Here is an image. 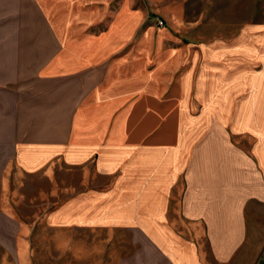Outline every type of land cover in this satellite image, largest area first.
I'll return each mask as SVG.
<instances>
[{
    "label": "crops",
    "instance_id": "1",
    "mask_svg": "<svg viewBox=\"0 0 264 264\" xmlns=\"http://www.w3.org/2000/svg\"><path fill=\"white\" fill-rule=\"evenodd\" d=\"M113 2L0 0V264H264V43L191 52L231 116L178 120L183 48Z\"/></svg>",
    "mask_w": 264,
    "mask_h": 264
},
{
    "label": "rangeland",
    "instance_id": "2",
    "mask_svg": "<svg viewBox=\"0 0 264 264\" xmlns=\"http://www.w3.org/2000/svg\"><path fill=\"white\" fill-rule=\"evenodd\" d=\"M113 1L116 5L121 0ZM131 4L134 8H145L146 13L149 15L145 26H154L156 29L166 31V35L162 34L166 51L173 48H183L185 54L178 56L180 63H178L175 70V75L177 79H180L189 70L192 71L194 83V97L192 99L194 103L198 100L195 96V90L201 76L204 58L201 54V58L195 62L192 59L191 52L195 55L200 53L205 46L214 48L215 53H220L216 54V58L211 59V61H215L213 70L217 71L221 68L217 65L219 63H226L227 68H233L234 56H240L237 51L250 40L253 44H257L255 40L264 43V0H131ZM161 20L163 24L159 23ZM250 33H252L251 36ZM137 36L139 37L140 34ZM137 38L132 46L137 43ZM221 53H223L222 57H225L226 60H222L223 58L217 59V56H221ZM255 68L261 69L260 63ZM241 98L238 97V100ZM202 104L200 101L187 113L179 114L178 120H181L180 117L184 116L183 118L184 120L187 119L186 121L193 123L207 122L212 127L215 123L220 122L222 118L229 119V116H231L230 114H220L218 107H212L208 112V110L203 109ZM240 138L243 137L238 136L237 141H240ZM243 139L240 143L248 149L250 139L248 136H244ZM102 181V184H104L106 180ZM46 260L38 258L37 263L47 264L45 263ZM93 263L94 261H91L89 257H85L76 262L72 258L67 259L62 264ZM54 264H58L57 259H54Z\"/></svg>",
    "mask_w": 264,
    "mask_h": 264
},
{
    "label": "built area",
    "instance_id": "3",
    "mask_svg": "<svg viewBox=\"0 0 264 264\" xmlns=\"http://www.w3.org/2000/svg\"><path fill=\"white\" fill-rule=\"evenodd\" d=\"M159 23H160V24H163V21L161 20Z\"/></svg>",
    "mask_w": 264,
    "mask_h": 264
}]
</instances>
